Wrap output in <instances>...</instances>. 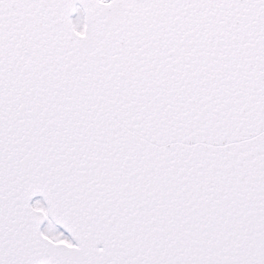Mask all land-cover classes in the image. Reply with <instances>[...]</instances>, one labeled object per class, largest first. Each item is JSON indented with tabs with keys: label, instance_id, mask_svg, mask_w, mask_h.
Returning <instances> with one entry per match:
<instances>
[{
	"label": "snow or ice",
	"instance_id": "1",
	"mask_svg": "<svg viewBox=\"0 0 264 264\" xmlns=\"http://www.w3.org/2000/svg\"><path fill=\"white\" fill-rule=\"evenodd\" d=\"M0 264H264V0H0Z\"/></svg>",
	"mask_w": 264,
	"mask_h": 264
}]
</instances>
